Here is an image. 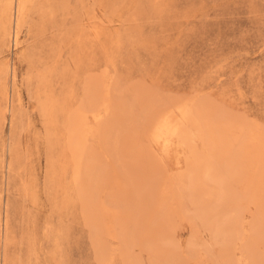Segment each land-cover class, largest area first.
I'll return each mask as SVG.
<instances>
[{
    "label": "rangeland",
    "instance_id": "obj_1",
    "mask_svg": "<svg viewBox=\"0 0 264 264\" xmlns=\"http://www.w3.org/2000/svg\"><path fill=\"white\" fill-rule=\"evenodd\" d=\"M0 264H264V0H0Z\"/></svg>",
    "mask_w": 264,
    "mask_h": 264
},
{
    "label": "bare ground",
    "instance_id": "obj_2",
    "mask_svg": "<svg viewBox=\"0 0 264 264\" xmlns=\"http://www.w3.org/2000/svg\"><path fill=\"white\" fill-rule=\"evenodd\" d=\"M104 110H105V108H103ZM101 115V112H99V110L98 111H96V114H94L93 116L95 117H93V119L94 120H84L83 121V125L85 124V129H86V133H85V136H83V133H82V129H81V126L79 127V124H78V127H77V132L78 133H80V135L82 136V137H85L88 141H91V140H93V142L91 143V144H93V145H99V130L98 129H96V127H94L95 125L93 124L94 122L93 121H95L97 124H98V122H99V120H100V118L99 117H101L100 116ZM107 154H105V159H107Z\"/></svg>",
    "mask_w": 264,
    "mask_h": 264
}]
</instances>
